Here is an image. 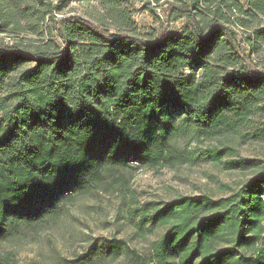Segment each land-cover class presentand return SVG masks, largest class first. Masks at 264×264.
Returning <instances> with one entry per match:
<instances>
[{"label":"trees","instance_id":"obj_1","mask_svg":"<svg viewBox=\"0 0 264 264\" xmlns=\"http://www.w3.org/2000/svg\"><path fill=\"white\" fill-rule=\"evenodd\" d=\"M98 1L109 29L62 16L69 0H0V245L47 227L108 180L122 188L128 171L197 163L198 148L171 141L180 131L217 143L202 153L219 166L222 142L264 113L253 59L264 0ZM133 1L159 31L137 33L121 9ZM177 21L180 33L168 32ZM248 139L264 143V128ZM223 164L252 177L221 199L135 209L138 231L163 229L145 251L96 238L66 264H264V162Z\"/></svg>","mask_w":264,"mask_h":264},{"label":"rangeland","instance_id":"obj_2","mask_svg":"<svg viewBox=\"0 0 264 264\" xmlns=\"http://www.w3.org/2000/svg\"><path fill=\"white\" fill-rule=\"evenodd\" d=\"M58 1L52 0V4ZM126 8L138 34L145 35L161 29L152 14L144 11L141 3L133 1L127 7L122 5L121 9ZM62 14L65 17L80 16L95 25L102 23L108 29L111 27L98 0H69ZM56 16L57 19L61 17ZM182 24L183 21L170 24L168 32L180 33ZM253 59L258 64L256 69L263 72L264 47L254 49ZM263 128L264 113L257 112L233 139L222 142L228 150L219 166L202 153L208 146L220 147L217 143L198 142L191 131H180L171 141L180 149L198 148L197 163L172 169L128 171L122 175L124 185L120 189L108 180L110 182L104 186L105 189L75 198L70 205L64 206L61 216L47 227L31 234L25 233L10 244L2 243L0 255L10 254L14 264H66V261L86 252L96 238L124 239L131 248L145 251L153 240L162 235L163 229L148 223L145 230L138 231L139 220L132 212L145 205L162 209L180 197L221 199L238 190V186L250 179L252 173L225 170L223 163L238 158L264 162V143L248 139L252 131Z\"/></svg>","mask_w":264,"mask_h":264}]
</instances>
